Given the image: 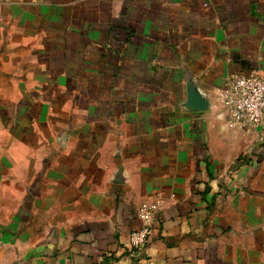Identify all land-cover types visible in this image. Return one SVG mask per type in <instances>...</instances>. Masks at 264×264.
<instances>
[{
	"label": "crops",
	"instance_id": "crops-1",
	"mask_svg": "<svg viewBox=\"0 0 264 264\" xmlns=\"http://www.w3.org/2000/svg\"><path fill=\"white\" fill-rule=\"evenodd\" d=\"M0 8V264H264V127L218 97L264 77V0Z\"/></svg>",
	"mask_w": 264,
	"mask_h": 264
},
{
	"label": "built area",
	"instance_id": "built-area-1",
	"mask_svg": "<svg viewBox=\"0 0 264 264\" xmlns=\"http://www.w3.org/2000/svg\"><path fill=\"white\" fill-rule=\"evenodd\" d=\"M1 18L0 8V20ZM218 97L227 112L229 127L241 129L264 127V77L260 74L255 72L232 74L219 90ZM162 208L161 199L144 201L139 205L137 215L143 226L131 234L128 250L131 254L149 242Z\"/></svg>",
	"mask_w": 264,
	"mask_h": 264
}]
</instances>
